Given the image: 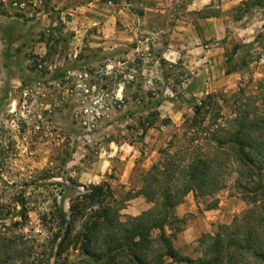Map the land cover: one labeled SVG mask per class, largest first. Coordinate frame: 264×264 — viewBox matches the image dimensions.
Instances as JSON below:
<instances>
[{"label": "rangeland", "instance_id": "rangeland-1", "mask_svg": "<svg viewBox=\"0 0 264 264\" xmlns=\"http://www.w3.org/2000/svg\"><path fill=\"white\" fill-rule=\"evenodd\" d=\"M242 1L52 0L66 28L58 29L54 13L57 51L50 57L46 13L29 22L0 14V236L10 241L12 258L38 264L50 253L48 230L36 209L62 190L54 183L73 180L76 193L108 182L118 198L125 197L152 166L171 162L174 136L208 94H219L224 115L232 116L233 95L264 79V8L238 20L234 8ZM209 5L221 10L219 18L193 13ZM158 101L162 118L172 123L157 125L141 139L140 122ZM22 191L34 209L26 220L13 217ZM214 200L224 202V221H208L210 231L198 230L193 240L179 234L174 244L183 256L199 258L202 235L215 234L248 208L233 179ZM192 201L198 215L183 217L188 236L214 202ZM145 204L135 198L122 215L138 216ZM57 264L98 263L70 250Z\"/></svg>", "mask_w": 264, "mask_h": 264}, {"label": "trees", "instance_id": "trees-1", "mask_svg": "<svg viewBox=\"0 0 264 264\" xmlns=\"http://www.w3.org/2000/svg\"><path fill=\"white\" fill-rule=\"evenodd\" d=\"M8 3L0 1V14L9 18L29 22L41 12L49 16L51 26L43 35L47 56H53L57 48L51 31L55 20L52 15L59 14L58 29H65L60 17L62 10L54 9L52 0H9ZM26 7L33 10V15L28 14ZM263 8L264 0H244L234 11L241 20L245 13ZM137 13L145 14L144 10ZM193 13L205 20L219 18L221 10H213L209 5ZM70 19L67 14L66 20ZM232 99L231 117L224 115L219 94H208L195 104L192 118L185 120L182 133L175 135L170 144L174 148L171 162L152 166L141 177L139 186L125 197L118 198L108 182L84 185L83 191L76 193L73 180L71 185L66 181L54 183L62 190L51 196L47 207L43 204L36 209L52 244L50 253L45 251L37 263L50 264L54 259L57 264L70 250H79L98 264H264V79L249 92L240 88ZM153 106L140 122L141 139L157 125L172 123L158 111L161 101ZM231 179L247 210L231 224L220 225L215 234L202 235L199 258L183 256L174 242L185 230L186 219L179 218L176 209L189 195L197 200L213 199L208 209H215L218 205L215 197L227 189ZM140 197L151 208L138 216L124 218L122 211L127 203ZM29 200L22 191L17 200L21 208L13 217L28 218L30 211H34ZM8 242L0 236V264H17V261L23 264L21 255L18 260L12 258Z\"/></svg>", "mask_w": 264, "mask_h": 264}, {"label": "crops", "instance_id": "crops-1", "mask_svg": "<svg viewBox=\"0 0 264 264\" xmlns=\"http://www.w3.org/2000/svg\"><path fill=\"white\" fill-rule=\"evenodd\" d=\"M190 197H192V198H190ZM141 198V197H140ZM192 199L194 200L195 198H194V196L193 195H189L187 198H186V200L185 201H187L186 203L184 202L182 205H180L177 209H176V215L179 217V218H183L184 217V215L186 214V213H188V212H190V213H192V214H194V215H198L197 214V208H196V206L194 205V203H193V201H192ZM224 204V202H220L219 204H218V207L217 208H215V209H210V210H208V211H204L203 212V215H202V217H199L198 219H197V226H196V228H192L193 230H188V233H189V231H192V233H190V235L188 236V234L186 233V235H185V232L183 233H181L182 235V239L183 240H193L194 239V237L193 236H195L196 235V233H197V231L199 230V232H208V231H210V228L211 227H209L208 226V221H215V222H222V221H224V218H225V216H224V214H223V212H222V205ZM150 205L149 204H145V206H144V209H143V211H145V209H150ZM230 211H235V210H230ZM229 212V211H228ZM189 238V239H188Z\"/></svg>", "mask_w": 264, "mask_h": 264}]
</instances>
